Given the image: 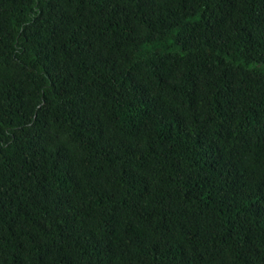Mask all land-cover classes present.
<instances>
[{
  "label": "trees",
  "instance_id": "obj_1",
  "mask_svg": "<svg viewBox=\"0 0 264 264\" xmlns=\"http://www.w3.org/2000/svg\"><path fill=\"white\" fill-rule=\"evenodd\" d=\"M0 264H264V0H0Z\"/></svg>",
  "mask_w": 264,
  "mask_h": 264
}]
</instances>
